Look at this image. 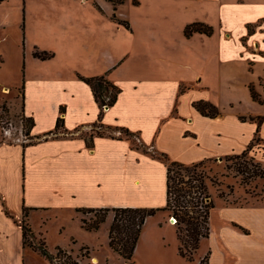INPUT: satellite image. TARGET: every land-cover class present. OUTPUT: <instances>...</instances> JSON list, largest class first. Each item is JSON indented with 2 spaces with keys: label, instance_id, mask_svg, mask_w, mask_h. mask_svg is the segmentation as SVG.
<instances>
[{
  "label": "crops",
  "instance_id": "1",
  "mask_svg": "<svg viewBox=\"0 0 264 264\" xmlns=\"http://www.w3.org/2000/svg\"><path fill=\"white\" fill-rule=\"evenodd\" d=\"M106 2L110 13L80 12L78 20L51 30L26 23L24 51L10 41L11 18L0 17V102L22 89L21 113L33 119L29 138L35 140L1 142L0 133V264H25L24 220L39 236L57 220L60 234H105L109 245L114 216L99 231L87 232L79 210L166 207L167 166L127 137H85L91 128H124L149 151L186 166L245 153L260 137L257 155L264 168V72L255 73V61H264V0H125L116 13L128 26L114 21V6ZM195 23L213 28V34L187 38L186 27ZM237 27L243 28L240 48L229 53ZM35 50L54 56L40 60ZM239 60L245 62L241 80ZM79 76H107L121 89L102 117ZM250 86L262 104L252 99ZM199 102L214 105L220 115H202L195 108ZM58 119L63 125L56 131ZM217 211L211 212L201 256L209 254V264H264V201H222ZM167 228L175 229L179 243L175 226L159 212L144 225L136 251L162 244ZM175 262L192 263L179 251Z\"/></svg>",
  "mask_w": 264,
  "mask_h": 264
},
{
  "label": "rangeland",
  "instance_id": "2",
  "mask_svg": "<svg viewBox=\"0 0 264 264\" xmlns=\"http://www.w3.org/2000/svg\"><path fill=\"white\" fill-rule=\"evenodd\" d=\"M109 6L110 4H107L106 0H5L0 3V17L7 15L11 18L13 25H11V28L9 27L10 41L13 46H15L16 43H20L21 50L24 51L26 23L33 28L38 27L40 29L51 30L57 25V23L72 19L78 20L77 17L84 16L81 15L80 12L91 13L98 11L103 12L104 14L110 13L111 7ZM111 10L113 13V19L116 21L117 9L115 10L113 7ZM242 34L243 28L237 27L233 31L231 44L227 46L229 53H237L239 51L240 44L237 36ZM45 45L56 47V44L50 41L45 42ZM255 46L256 44H253L250 49L256 52ZM263 62L264 61L262 60L255 61L256 76L261 75L264 72ZM244 63L242 60H239L237 63L240 80L246 78ZM259 85L264 86L263 80H261ZM255 88L257 87L255 86ZM8 92L10 93V90H8ZM241 96H243V94H241ZM14 98L16 100H14ZM21 100V88H18L16 91L13 90L7 98L1 99V142L8 140L4 138L2 132L3 127H8V124H13V132L16 133V135H14L15 138L8 140L9 143L13 144L15 140H21L24 144L35 142L31 137L29 138L26 136L28 126L25 117H23L21 113ZM96 133L127 137L114 127L107 130L97 128L95 131L91 128L90 131L83 132L82 134L89 138L90 135H96ZM130 137L129 139H131L135 146L138 147L141 145L136 138ZM262 148L263 141L260 137H257L251 148L245 153L231 155L223 159L221 162H206L202 168L198 169L197 173H203L206 178V183L208 186L212 187L209 189V193L214 201L215 207L213 211L216 210V214L222 201L231 205L243 203L245 199H249L250 201H264V178H260V175L264 172V168L260 163L262 160H260L257 155ZM186 180H188V177H186ZM222 197H224V199ZM216 214H214L212 223L217 221ZM98 215L102 216L104 213H99L97 216ZM110 215L114 216L112 212L108 213V216ZM165 215L170 223L172 214L165 212ZM82 216L83 219L90 222V220L95 217V214H86ZM158 218H161L160 215ZM33 223V226L35 225L37 229L42 227L40 218L33 220ZM58 223L59 221L57 220L50 222V226L47 225L42 231L44 234L42 237L35 234L33 238L28 237L25 240V264H94L93 260L96 257H99L100 259L98 264H130L121 259L111 250L108 243H106L105 234L99 236L98 239L89 233L80 231L73 232L72 230L69 234L75 237L77 242L75 240L71 241V237L68 233L60 234L57 227ZM177 227L178 226L175 227L176 230ZM163 236L166 240L164 242L162 241V244L159 242L158 246H153L150 250L148 248L146 250L141 248L139 252L136 251L132 264H176L175 261L178 256L179 243L175 237V229L167 228V231H164ZM43 238L45 239L48 251L54 257V260H48L38 251L33 249V247L36 249L40 247ZM85 244L90 245L94 251L83 247ZM165 245L166 247H164ZM205 256L206 255L201 256L198 252L194 257V262L191 264H200Z\"/></svg>",
  "mask_w": 264,
  "mask_h": 264
},
{
  "label": "trees",
  "instance_id": "3",
  "mask_svg": "<svg viewBox=\"0 0 264 264\" xmlns=\"http://www.w3.org/2000/svg\"><path fill=\"white\" fill-rule=\"evenodd\" d=\"M5 0H0V3ZM111 2L115 8L125 2V0H107ZM118 21V20H116ZM120 22V21H118ZM128 26L126 22H120ZM204 34L211 36L213 28L204 24L195 23L189 25L185 29L187 38L194 34ZM34 57L40 60H48L53 57V54L48 52L34 51ZM79 78L88 84L94 94L95 100L101 110L102 117L105 108L113 107L121 93V89L113 84L107 76H99L92 78ZM252 99L262 104L260 95L255 91L254 86H250ZM195 108L204 116L215 118L220 115L217 107L210 103L199 102L195 104ZM259 123L261 118L256 119ZM27 132L26 136H30V131L34 127L33 119H26ZM63 125V120L58 119L56 131ZM125 134L127 138L137 137L136 134L129 132L124 128H117ZM50 134H53L51 132ZM49 134V135H50ZM102 136L101 133H98ZM112 136V135H110ZM130 137V138H131ZM152 157L161 160L167 166V205L163 209H145V208H113V209H81L78 212L82 215L95 214V217L88 222L82 219V227L87 232L99 231L101 225L106 222L108 213L114 214L113 221L109 230L108 239L109 247L121 259L132 264L135 251L141 237L144 225L149 218L156 216L159 212H169L177 220V237L179 241V255L189 262H194V257L198 254L202 240L209 238L210 235V217L214 209V201L209 193L211 186L206 183V178L203 173L198 174V169L202 168L206 162L186 166L178 162L171 161L167 155L156 151H149L147 148L139 145ZM211 162V161H209ZM188 177V180H186ZM264 178V172L260 175ZM210 182V181H209ZM224 199V197H222ZM99 213H104L102 216H97ZM26 217V215H25ZM24 245L28 237H34L35 234L28 224L27 220L22 223ZM42 237V236H41ZM43 257L48 260H54L52 254L48 251L45 239L37 249ZM209 264V254L205 256L200 264Z\"/></svg>",
  "mask_w": 264,
  "mask_h": 264
},
{
  "label": "built area",
  "instance_id": "4",
  "mask_svg": "<svg viewBox=\"0 0 264 264\" xmlns=\"http://www.w3.org/2000/svg\"><path fill=\"white\" fill-rule=\"evenodd\" d=\"M12 125L13 124H8V127H3V129H2L4 138H6L8 140H12L13 138H15L14 135H16V133L13 132L14 127ZM21 135H23V134H21ZM172 221L175 222L173 224V226L177 224V220L174 217L170 218V224H172Z\"/></svg>",
  "mask_w": 264,
  "mask_h": 264
},
{
  "label": "bare ground",
  "instance_id": "5",
  "mask_svg": "<svg viewBox=\"0 0 264 264\" xmlns=\"http://www.w3.org/2000/svg\"><path fill=\"white\" fill-rule=\"evenodd\" d=\"M175 222L172 221V225L174 224ZM94 264H98V260L97 259H94L93 260Z\"/></svg>",
  "mask_w": 264,
  "mask_h": 264
}]
</instances>
